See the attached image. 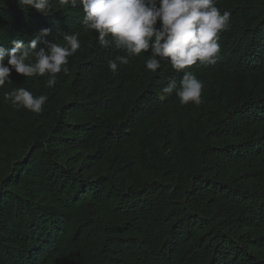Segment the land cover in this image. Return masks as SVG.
Instances as JSON below:
<instances>
[{"label": "trees", "instance_id": "1", "mask_svg": "<svg viewBox=\"0 0 264 264\" xmlns=\"http://www.w3.org/2000/svg\"><path fill=\"white\" fill-rule=\"evenodd\" d=\"M216 6L231 13L219 59L186 69L204 89L182 105L162 93L184 74L167 59L112 72L126 53L81 5L0 0V46L81 43L53 87L13 70L0 88V264H264V0ZM20 87L48 97L41 113L5 99Z\"/></svg>", "mask_w": 264, "mask_h": 264}, {"label": "clouds", "instance_id": "2", "mask_svg": "<svg viewBox=\"0 0 264 264\" xmlns=\"http://www.w3.org/2000/svg\"><path fill=\"white\" fill-rule=\"evenodd\" d=\"M17 3L23 10L35 9L44 15L51 11V0ZM59 4L81 5L83 27L95 30L99 45L124 50L126 55L108 61L112 72L119 65H127L131 57L150 52L145 61L147 70L156 72L161 68V59H167L175 71L184 73L180 86L172 80L162 88L163 94L175 92L182 105L202 102L204 83L186 69L198 62L215 64L219 59L220 33L229 28L231 13H221L216 0H59ZM41 34L48 35L49 29H42ZM62 40L63 44L45 41V46H40L39 36L27 44L14 38L11 48L0 46V88L13 82V70L26 78L47 76L45 86L53 87L59 73L69 74L68 58L81 47L76 33L65 34ZM5 99L17 109L39 114L48 97L34 96L20 87L5 93Z\"/></svg>", "mask_w": 264, "mask_h": 264}]
</instances>
